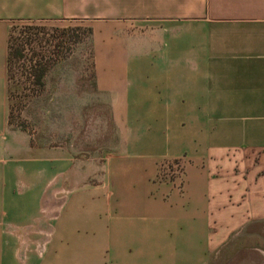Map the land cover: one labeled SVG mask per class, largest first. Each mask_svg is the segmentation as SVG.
Returning <instances> with one entry per match:
<instances>
[{"label": "crops", "instance_id": "obj_1", "mask_svg": "<svg viewBox=\"0 0 264 264\" xmlns=\"http://www.w3.org/2000/svg\"><path fill=\"white\" fill-rule=\"evenodd\" d=\"M71 18L143 149L100 168L8 121L11 23ZM0 264H264V0H0Z\"/></svg>", "mask_w": 264, "mask_h": 264}, {"label": "rangeland", "instance_id": "obj_2", "mask_svg": "<svg viewBox=\"0 0 264 264\" xmlns=\"http://www.w3.org/2000/svg\"><path fill=\"white\" fill-rule=\"evenodd\" d=\"M91 29L90 20L78 18L11 23L12 43H24L25 49L11 62L8 115L12 126L24 127L33 142L67 146L82 167L100 168L109 152L120 148L119 154L132 156L143 149L132 143L121 147L122 129L111 111V97L94 82ZM32 50L49 60L41 83L34 81L31 71L37 58ZM139 118L137 114L126 125L128 140L143 131ZM168 164L170 169L160 167L161 175L180 173V161Z\"/></svg>", "mask_w": 264, "mask_h": 264}, {"label": "trees", "instance_id": "obj_3", "mask_svg": "<svg viewBox=\"0 0 264 264\" xmlns=\"http://www.w3.org/2000/svg\"><path fill=\"white\" fill-rule=\"evenodd\" d=\"M59 45V43H58ZM57 45V46H58ZM14 43L11 41V35L8 36V53L6 58V73H7V84H8V78L10 75L11 70V62L13 61V58L22 56V51L25 49V44L20 43L16 46H14ZM35 55L37 58L34 59V62L31 65V71L34 75V81L36 83L42 82V77L45 74L47 68H48V57H46L45 53H42L41 51H34L32 50V56ZM8 121L11 124L9 115H8ZM22 129H25L24 127H20ZM26 130V129H25Z\"/></svg>", "mask_w": 264, "mask_h": 264}]
</instances>
